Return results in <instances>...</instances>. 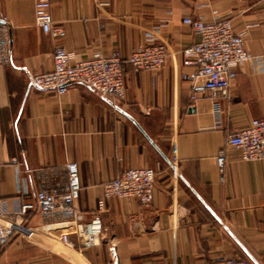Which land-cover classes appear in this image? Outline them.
I'll list each match as a JSON object with an SVG mask.
<instances>
[{
  "label": "crops",
  "instance_id": "obj_1",
  "mask_svg": "<svg viewBox=\"0 0 264 264\" xmlns=\"http://www.w3.org/2000/svg\"><path fill=\"white\" fill-rule=\"evenodd\" d=\"M50 13L65 31L61 40L35 24L33 0H0V22L10 34V62L0 66V212L18 213L24 201H34L41 175L58 177L74 161L76 205L87 219L99 214L101 236L79 251L70 231L76 250L69 249L57 238L68 228H50L31 211L21 226L37 229L39 241L57 239L69 256L30 246L22 232L0 254L23 264H206L217 257L264 264V158L242 160L225 144L229 132L264 118V0H51ZM185 16L229 19L250 55L215 104L208 92L191 103L181 78L193 68L183 62V49L198 40ZM149 41L167 44L166 62L135 71L126 59ZM57 42L76 59L118 53L124 99L112 102L84 83L62 95L32 86L34 72L52 67ZM138 166L155 172L151 201L110 197L98 209L102 183Z\"/></svg>",
  "mask_w": 264,
  "mask_h": 264
},
{
  "label": "built area",
  "instance_id": "obj_2",
  "mask_svg": "<svg viewBox=\"0 0 264 264\" xmlns=\"http://www.w3.org/2000/svg\"><path fill=\"white\" fill-rule=\"evenodd\" d=\"M51 0H33L35 24L43 34L54 40H61L65 31L53 22L50 13ZM183 22L198 35V40L183 49V62L193 66L192 70L181 73L189 84V98L196 103L205 92L215 104L219 96H227L228 88L236 76L239 64L250 59L243 46L241 33L233 30L229 19L185 16ZM10 34L8 26L0 22V66L10 62ZM169 54L165 42H146L135 46L126 61L135 71H156L166 62ZM52 67L31 75V84L36 88L53 90L57 95L67 92L73 83H84L94 91L103 94L112 102L125 97V82L122 59L118 53L104 55L94 52L89 58L76 59L75 53L57 42L52 52ZM225 144L239 152L242 160L264 158V118H252L244 126L229 132ZM219 171L225 163L223 151L216 156ZM175 164L173 171L175 174ZM54 172L55 169L51 168ZM58 177L41 175L34 201H24L18 213L0 212V249H4L16 232H22L29 239L38 232L35 228L21 226V221L31 211H37L50 228L63 224L68 230L58 233L60 243L75 249L69 239V232L75 234L79 251L95 246L100 239L102 224L99 214L94 212L87 219L76 205L79 196V167L74 161L66 162ZM155 172L150 167H129L115 178L102 183V198L98 209H102L106 198H133L139 204H148L153 194ZM70 229V230H69ZM76 250V249H75ZM206 264H252L243 258H211Z\"/></svg>",
  "mask_w": 264,
  "mask_h": 264
},
{
  "label": "rangeland",
  "instance_id": "obj_3",
  "mask_svg": "<svg viewBox=\"0 0 264 264\" xmlns=\"http://www.w3.org/2000/svg\"><path fill=\"white\" fill-rule=\"evenodd\" d=\"M37 237H35V238H33V237H31V242L32 243H29V245L30 246H32V245H35L36 243L37 244H41V245H45V246H47V247H49V248H51V249H53V250H55V251H57V253L60 255V256H64V257H66V256H69L68 254H67V252H66V250H61L60 249V246L58 245V243L56 242V241H54V240H57V239H55V238H53V240H51V239H45V238H43V240H37L36 239ZM42 238V237H41ZM59 241V240H58ZM27 250H33L31 247H27L26 248ZM32 252V251H31ZM29 256V255H28ZM14 263V264H17V263H19V264H23V263H21V261H17V258H15V256L13 257H11L10 255H8L7 253H5V254H3V252L0 254V264H5V263Z\"/></svg>",
  "mask_w": 264,
  "mask_h": 264
},
{
  "label": "bare ground",
  "instance_id": "obj_4",
  "mask_svg": "<svg viewBox=\"0 0 264 264\" xmlns=\"http://www.w3.org/2000/svg\"><path fill=\"white\" fill-rule=\"evenodd\" d=\"M68 251V250H67ZM69 252V251H68Z\"/></svg>",
  "mask_w": 264,
  "mask_h": 264
}]
</instances>
